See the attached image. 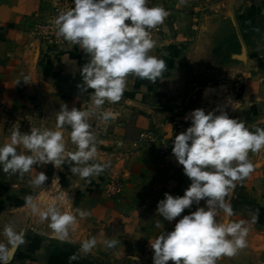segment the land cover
<instances>
[{"label":"crops","instance_id":"crops-1","mask_svg":"<svg viewBox=\"0 0 264 264\" xmlns=\"http://www.w3.org/2000/svg\"><path fill=\"white\" fill-rule=\"evenodd\" d=\"M147 6L169 12L164 41L149 53L163 59L167 71L155 83L129 75L121 100L105 102L89 118L92 127L104 128L96 136L95 161L107 164L106 170L82 179L67 163L60 169L38 164L20 177L4 173L0 165V243H7L6 224L26 232L10 264H153L150 241L205 206L204 201L194 204L171 222L156 212L165 193L183 196L191 183L172 154L171 122H191L187 114L203 108L215 92L220 98L234 81L239 92L228 116L246 122L250 130L264 128V0H185L183 5L180 0H147ZM50 14L51 0H0V146L10 143L15 128L21 133L48 128L62 131L66 151H76L70 128L56 127L57 113L62 104L92 107L93 90L81 94L77 87L88 57L65 40L48 45L31 35L32 25ZM151 131L154 144L138 142L141 133ZM17 150L31 154L22 146ZM248 158L254 171L236 181L227 198L235 213L230 219L247 222V246L217 264H264V149L249 152ZM36 172L48 177L42 187L30 183ZM110 179L121 185L118 197L104 191ZM52 183L55 188L48 191ZM27 194L41 211L55 203L62 212L77 215L68 241L57 239L49 221L31 212ZM76 209L90 215L80 218ZM216 219L222 222L226 214L220 210ZM92 237L96 246L80 253L81 242ZM112 239L119 243L107 248L105 241ZM73 254L78 258L69 260Z\"/></svg>","mask_w":264,"mask_h":264},{"label":"clouds","instance_id":"clouds-1","mask_svg":"<svg viewBox=\"0 0 264 264\" xmlns=\"http://www.w3.org/2000/svg\"><path fill=\"white\" fill-rule=\"evenodd\" d=\"M184 3L185 0H180L181 5ZM168 16L169 12L162 6H147V0H74V6L59 12L54 20L56 35L79 46L88 57L80 69L82 83L77 87L81 94L93 90L92 107L69 109L62 104L57 113L56 127L70 128V140L76 146L74 152L66 151L62 131L31 128L30 133H21L19 128L13 129L10 143L0 146L3 172L23 177L34 165L52 164L60 169L66 163L70 172L82 179L104 172L107 164L95 161L96 136L89 118L105 102L121 100L129 75L155 83L167 71L166 62L149 53L157 44L151 30L163 25ZM185 119L191 120V126L175 136L172 154L191 183L183 196L165 193L156 212L171 222L194 204L204 201L205 206L183 215L174 230L150 241L153 264H169V261L217 264L221 258L233 257L247 246V222L230 219L235 213L227 198L235 182L254 171L255 165L248 156L249 152L264 149V128L253 131L246 122L230 118L224 111L217 115L215 111L206 113L202 108L193 110ZM20 146L31 154L19 153ZM47 179L45 173L36 172L30 183L42 187ZM54 180L58 181V177ZM35 199L27 194L25 205L33 214L39 213L41 220L49 221L48 227L57 239L68 241L77 215L62 212L55 203L41 211ZM220 210L226 214L222 222L216 219ZM76 213L80 218L90 215L80 209ZM161 225L162 221L158 220L156 227ZM3 235L7 243H0V264H10L16 250L25 244L26 232L6 224ZM118 243L115 239L105 241L107 248H114ZM96 244L95 237L86 239L81 242L79 252L90 253ZM77 258L73 254L69 260Z\"/></svg>","mask_w":264,"mask_h":264},{"label":"built area","instance_id":"built-area-1","mask_svg":"<svg viewBox=\"0 0 264 264\" xmlns=\"http://www.w3.org/2000/svg\"><path fill=\"white\" fill-rule=\"evenodd\" d=\"M72 6H74V0H51L50 17L47 20H40L34 23L31 27V35L37 40L48 45L61 44L64 39L56 35L57 29L54 25V20L59 14V12L67 11ZM165 22L157 29L151 30L152 38L156 40L157 43L164 41V35L166 33ZM238 92L239 85L237 83L233 84L231 88H227L222 91L220 98L215 92L202 109H204L206 113L210 111H215L218 115L221 111H224L227 113V115H229L233 111V103L238 97ZM189 126H191V122L173 120L171 122L172 136L175 138L176 135L180 134L181 132H184ZM92 131L94 132L95 136L104 134V128L98 126L97 123L92 127ZM155 141L156 135L152 131L141 133L138 138V142L141 144H154ZM104 191L108 195L118 197L121 193V185L119 182L110 179L104 184Z\"/></svg>","mask_w":264,"mask_h":264},{"label":"rangeland","instance_id":"rangeland-1","mask_svg":"<svg viewBox=\"0 0 264 264\" xmlns=\"http://www.w3.org/2000/svg\"><path fill=\"white\" fill-rule=\"evenodd\" d=\"M234 82V81H233ZM232 82V84H235V82L233 83ZM231 84V85H232ZM215 85H218V83L217 84H215ZM233 86V85H232ZM55 188V185L52 183L51 185H49V187H48V191H52L53 189ZM46 191V190H45ZM43 196V195H42ZM42 196L40 197V198H42ZM45 197H46V199H47V195H44ZM169 264H173V262H171V261H169Z\"/></svg>","mask_w":264,"mask_h":264},{"label":"water","instance_id":"water-1","mask_svg":"<svg viewBox=\"0 0 264 264\" xmlns=\"http://www.w3.org/2000/svg\"><path fill=\"white\" fill-rule=\"evenodd\" d=\"M104 117H105V116H102L103 119H105Z\"/></svg>","mask_w":264,"mask_h":264}]
</instances>
